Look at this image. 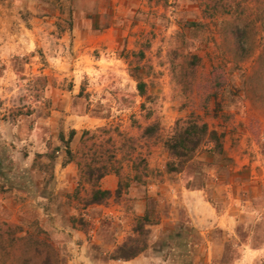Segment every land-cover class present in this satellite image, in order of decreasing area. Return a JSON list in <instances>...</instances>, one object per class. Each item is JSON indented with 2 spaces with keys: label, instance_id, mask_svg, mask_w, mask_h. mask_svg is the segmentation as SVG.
Returning a JSON list of instances; mask_svg holds the SVG:
<instances>
[{
  "label": "rangeland",
  "instance_id": "374dc122",
  "mask_svg": "<svg viewBox=\"0 0 264 264\" xmlns=\"http://www.w3.org/2000/svg\"><path fill=\"white\" fill-rule=\"evenodd\" d=\"M202 1L0 0V259L20 252L8 228L19 227L21 237L38 225L62 264H124L110 253L146 214L141 252H151L150 264H233L241 250L231 241L247 235L246 264H264V78L256 76L264 29L253 0L209 16ZM236 15L253 28L242 57L220 35ZM185 53L201 58L188 90L178 81ZM213 66L223 81L206 89ZM178 118L222 133V152L203 144L182 171H167L163 141ZM99 126L131 137L145 176L133 179L123 161L120 179L114 174L119 195L114 188L105 201L84 205L88 184L65 147L74 153L81 130ZM145 126L153 127L148 135ZM118 146L120 157L126 143ZM193 187H203V201L183 192ZM205 200L216 210L237 201L247 223L202 231L189 212ZM222 236L227 244L213 259L207 241Z\"/></svg>",
  "mask_w": 264,
  "mask_h": 264
},
{
  "label": "trees",
  "instance_id": "16d2710c",
  "mask_svg": "<svg viewBox=\"0 0 264 264\" xmlns=\"http://www.w3.org/2000/svg\"><path fill=\"white\" fill-rule=\"evenodd\" d=\"M203 12L209 16L213 12L221 9L230 11V4L234 5L235 0H203ZM254 17L264 29V0H253ZM231 11V12H232ZM238 14V13H237ZM237 16V15H236ZM221 24L220 35L222 39L229 38L232 45L239 50L240 57L248 51L247 33L253 28L247 23L245 17L241 19L237 16ZM194 21H185V25L193 26ZM200 56L197 53H185L182 55L178 67V81L184 90L190 89L194 85V71L200 63ZM257 77L264 78V45L259 55ZM206 81L205 87H217L220 81H223L221 68L213 66L208 76L203 80ZM136 90L139 95L145 92V83L138 79L136 81ZM214 92V91H211ZM152 126H145L142 130L143 135L151 133ZM70 129L68 140L74 134ZM222 133L210 129L208 125L196 118L175 120L171 133L164 139L163 146L166 149L169 160L165 163L166 170L169 172H180L193 160L194 153L197 149L205 144L208 152L220 154ZM122 141L126 143L123 155H118V144ZM77 150L72 153L68 147H65L67 160H73L79 172L80 178L88 184V189L81 198L84 205L97 204L105 201L110 197L111 191L99 186V180L108 173H114L120 179L123 169V161L132 171V178L140 180L145 176V159L135 154L134 142L131 137H125L116 128L105 126L95 127L92 130L82 129L78 138ZM198 163V162H197ZM120 180L117 182L113 194L118 196L120 193ZM124 185H126L124 183ZM148 224L146 214L136 216L133 219L130 234L110 253V259L128 260L146 247L147 229L144 227ZM19 227L13 226L8 228L11 245L14 246L18 241L19 253L11 259L5 261L0 259V264H62L57 247L51 241L49 235L38 225L27 228L24 235L16 237L14 234ZM14 250V249H13Z\"/></svg>",
  "mask_w": 264,
  "mask_h": 264
},
{
  "label": "crops",
  "instance_id": "0c3cea01",
  "mask_svg": "<svg viewBox=\"0 0 264 264\" xmlns=\"http://www.w3.org/2000/svg\"><path fill=\"white\" fill-rule=\"evenodd\" d=\"M138 80V79H137ZM116 177L114 173H108L105 174L100 180H99V186L103 189H107L112 191L115 188L116 185ZM187 196L188 194L190 196H194L195 198L199 197L201 200L205 196L203 187L197 188H186L183 191ZM203 201V200H202ZM236 201V200H235ZM203 204L198 207H193V210L189 212V216L191 217V222L197 227L201 228L203 230H207L210 226L213 227H219V228H230L231 226L235 227L239 222H244L243 215L245 212L244 205H239L236 201L232 204H227L222 210H216L215 208L209 206L205 207V202H202ZM235 204V205H234ZM237 204V205H236ZM193 215V216H192ZM209 223V224H208ZM247 223L246 221L244 224ZM204 224V225H202ZM251 234V231H249ZM237 239L234 240L229 237V239H232L231 245L237 246L241 253L240 255L233 260V264H246L250 263L247 262L250 257L247 256L249 251H252L251 244H250V237L247 235L245 240H240L238 237L235 236ZM228 238L222 237H216V238H210L207 241V247H208V253L211 252L212 258H214L215 251H219L223 249L225 244H227ZM263 248V247H262ZM262 248H257L254 251H261ZM150 249V248H149ZM151 252H140L134 257L128 259V260H122L124 264H150L149 262L152 260L151 258ZM211 258V259H212ZM209 261V259H208ZM210 262V261H209Z\"/></svg>",
  "mask_w": 264,
  "mask_h": 264
}]
</instances>
